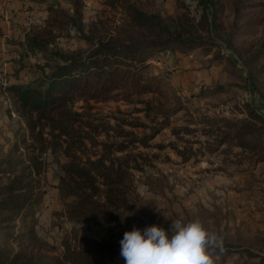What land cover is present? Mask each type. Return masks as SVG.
Instances as JSON below:
<instances>
[{
    "label": "rangeland",
    "instance_id": "rangeland-1",
    "mask_svg": "<svg viewBox=\"0 0 264 264\" xmlns=\"http://www.w3.org/2000/svg\"><path fill=\"white\" fill-rule=\"evenodd\" d=\"M130 1L146 13L158 14L166 24L191 25L183 36L204 38L209 44L169 45L150 53L147 74L161 76L166 91L174 97L145 94L141 98L156 97L168 111L178 108L169 116L168 125L149 139L147 147L137 144L127 148L126 153L135 156L142 169L130 170L132 208L117 214L121 219L133 216L145 225L164 226L170 219L199 218L223 240V250L212 253L214 264L257 260L247 257V251L264 257V157L251 155L234 139L218 142L227 130L226 119L264 127V58L258 62L249 59L260 46L264 23L229 39L233 20L228 1L225 13H220L214 24L210 16L207 22L201 20V8L195 0ZM225 1L221 0V5ZM106 2L0 0V168H6L8 158L21 155L23 163L15 172L22 166H33L32 191L37 200L35 211L24 216L18 228L8 229L21 230L28 238L3 240L0 236V246L14 252L24 250L28 255L22 264H51L81 237L111 240L125 232L122 221L81 222L69 215L72 199L61 191L59 180L60 166L67 159L46 129L41 136H30L20 103L7 91L12 83L49 72L62 56L93 47L94 42L79 38L72 19L76 6L82 14L83 34L94 40L121 28L124 11ZM242 12L244 18L237 23L246 17L264 16L261 7ZM31 41L42 48L30 49ZM69 106L81 115L74 126L88 131L85 122L110 124L141 138L166 122L164 115L146 116L137 101L74 99ZM143 123L147 127L133 125ZM95 139L105 140V134L100 132ZM86 145L81 157L99 153V146L88 141ZM174 148L183 152L182 157ZM7 179L8 174L0 173V183ZM3 214L5 210H0V219ZM107 263L124 264V260L119 254Z\"/></svg>",
    "mask_w": 264,
    "mask_h": 264
},
{
    "label": "trees",
    "instance_id": "trees-1",
    "mask_svg": "<svg viewBox=\"0 0 264 264\" xmlns=\"http://www.w3.org/2000/svg\"><path fill=\"white\" fill-rule=\"evenodd\" d=\"M106 1L111 8H121L124 11V25L121 28L109 36L94 40L93 37L83 34L82 14L76 6L72 19L77 26L79 38L94 42L93 47L62 56L58 59L59 62L50 67L49 72L27 81L12 83L7 86V91L16 96L20 103L22 108L20 113L30 136H41L42 129H46L51 141L66 157L67 161L60 166L62 174L59 180L61 191L72 199L69 204V215L81 222L95 221L106 224L122 221L126 231L139 225H143V228L147 226L137 217L126 216L121 219L117 214L132 208L130 170L142 169L136 157L127 154L126 150L137 144L147 147L149 139L154 137L161 127L168 125L169 116L178 108L168 111L156 98L163 95L172 99L174 95L166 91L161 76L147 74L148 57L154 50L169 45L170 47L195 43L207 45L209 42L200 37L183 36V33H189L191 25L166 24L158 14L146 13L130 0ZM195 1L201 8V20L207 22L210 16L212 24L218 21L220 13H225L227 1L230 2L233 22L229 39H233V36L239 33L252 31L253 25L264 23V16L246 17L244 22L237 23L244 18L243 10L255 7H261L263 10L264 0L257 2L226 0L222 5L221 0ZM28 47L42 48L32 41L28 43ZM263 58L264 29L260 46L250 54L249 59L258 62ZM145 94L156 97L141 98ZM74 99L99 101L121 99L129 103L137 101L142 104V111L146 116L150 113H154L155 116L164 115L166 122L141 138L110 124L95 125L85 122L89 127L88 131L81 126H74L80 121L81 116L70 110L69 105ZM225 122L227 130L221 134L218 141L220 144L234 139L237 146L247 149L251 155L259 154L260 159L264 157V127L227 119ZM133 125L147 127L144 123ZM100 128L102 130H99ZM109 131H112V134H109ZM100 132L105 134V140L97 141L95 137ZM86 141L93 146H99L100 151L94 157L80 156L85 151ZM174 149L176 154L182 157L183 152ZM189 155L191 152L184 156V159H189ZM142 160L146 161L144 156ZM4 163L6 168H0V173L8 174V179L6 183H0V210H5L0 219V236L3 240H26L28 234L21 230L8 232V229L18 228L21 219L31 215L37 207V200L32 191L33 166L28 164L15 172V167L23 163L21 155L8 158ZM123 233H119L111 240L81 237L75 246H68L63 256L51 264H108L107 260L112 261L120 254ZM246 253L250 259L257 260H243L239 264H264V257L248 251ZM27 255L24 250L14 252L0 246V264H10L11 261L22 264Z\"/></svg>",
    "mask_w": 264,
    "mask_h": 264
},
{
    "label": "clouds",
    "instance_id": "clouds-1",
    "mask_svg": "<svg viewBox=\"0 0 264 264\" xmlns=\"http://www.w3.org/2000/svg\"><path fill=\"white\" fill-rule=\"evenodd\" d=\"M170 221L126 230L120 240L124 264H214L212 253L223 250L222 237L199 218Z\"/></svg>",
    "mask_w": 264,
    "mask_h": 264
}]
</instances>
